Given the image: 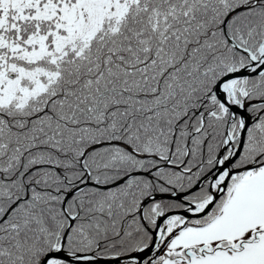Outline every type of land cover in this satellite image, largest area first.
Wrapping results in <instances>:
<instances>
[{"label": "snow or ice", "instance_id": "6c2138e0", "mask_svg": "<svg viewBox=\"0 0 264 264\" xmlns=\"http://www.w3.org/2000/svg\"><path fill=\"white\" fill-rule=\"evenodd\" d=\"M0 264H264V0H0Z\"/></svg>", "mask_w": 264, "mask_h": 264}]
</instances>
